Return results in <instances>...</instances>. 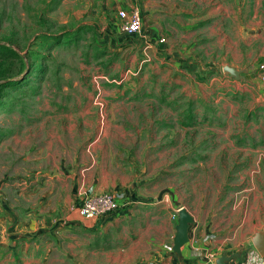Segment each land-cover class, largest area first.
<instances>
[{"label": "rangeland", "instance_id": "1", "mask_svg": "<svg viewBox=\"0 0 264 264\" xmlns=\"http://www.w3.org/2000/svg\"><path fill=\"white\" fill-rule=\"evenodd\" d=\"M125 7L161 48L111 31ZM262 66L264 0H0V264H148L182 208L179 260L264 264ZM84 185L146 203L71 226Z\"/></svg>", "mask_w": 264, "mask_h": 264}, {"label": "crops", "instance_id": "2", "mask_svg": "<svg viewBox=\"0 0 264 264\" xmlns=\"http://www.w3.org/2000/svg\"><path fill=\"white\" fill-rule=\"evenodd\" d=\"M139 9V7H136ZM122 9H127L129 10L130 8L129 7H125V8H122ZM121 10V9H120ZM140 10V9H139ZM141 12V15H142V20H143V33H145V35H143V33H137L139 34L140 36L143 35V37L147 38V40H145V46H148L149 43L151 44H156L159 46V48L162 47V45L166 42V38L164 35H161V37H158V38H155L156 37V34L158 33L159 29L157 27L156 24H151L150 23V19L148 20V17L146 18V16L144 15V13H142V11L140 10ZM149 21V24L148 22ZM147 24H146V23ZM146 24V25H145ZM114 28H115V31L112 29L111 31L113 32H116V29L119 28V35H121L119 38L122 39L124 37H129L130 36V39H133V41H128L130 43H134L135 45H139L138 44V39L135 38L134 35H129L127 33H125L123 31V29L121 28V26L117 27L116 25H113ZM134 37V38H133ZM142 37V38H143ZM161 38H164V42H160V39ZM129 39V40H130ZM149 40V41H148ZM143 45V42L141 43ZM94 182V181H93ZM104 188H106V186H103ZM81 189V190H80ZM78 189L79 192H77V194L79 193V201H80V198H81V195H82V190L85 189V185L84 187L82 186V188ZM106 191L104 192H111V188L108 187V191L107 189H105ZM81 192V194H80ZM125 192L126 194H121L120 198L122 199V201L125 202V206L123 209H121V211L118 213V212H115V213H112V214H109V215H106V216H103V217H100V218H86V217H83L79 214V210H78V202L75 206V209L72 213L71 216L72 217V221L70 222V225L71 226H85L87 228H90V229H96V230H100L102 229L103 227L104 228H108V226L110 224L114 225L116 224V221L118 218H128L130 216H133L134 214H136L139 210L138 208H136L137 206H140V205H144L146 203L145 200L141 199L140 197H138L137 195L133 194V191H127L125 189ZM77 194L75 193V195L77 196ZM191 237V235H190ZM191 242H188L186 245L182 246L181 248V252H183L185 255H188L190 252H191ZM160 249H162L163 252L161 251H157L156 252V256H153L151 255V257L149 258V261H148V264H185V261H182V260H179L178 259V254L177 253H174V252H170L169 249L167 248V246L165 245V247H160ZM205 258H193V259H190L188 260L187 264H201V262L204 260ZM253 260V259H252ZM147 262V261H145ZM110 263L109 260L105 259L104 261V264H108ZM133 264H139L138 262L136 263H133ZM230 264V263H229ZM232 264V263H231ZM249 264H258L255 260L254 262L252 263L251 260H250V263Z\"/></svg>", "mask_w": 264, "mask_h": 264}, {"label": "built area", "instance_id": "3", "mask_svg": "<svg viewBox=\"0 0 264 264\" xmlns=\"http://www.w3.org/2000/svg\"><path fill=\"white\" fill-rule=\"evenodd\" d=\"M119 15L122 19L121 28L125 33L129 35L143 33V20L138 8L121 9L119 10ZM164 40V38H161L160 42H164ZM125 205V202H120L114 193H86L80 198L78 210L83 217L100 218L117 212Z\"/></svg>", "mask_w": 264, "mask_h": 264}, {"label": "water", "instance_id": "4", "mask_svg": "<svg viewBox=\"0 0 264 264\" xmlns=\"http://www.w3.org/2000/svg\"><path fill=\"white\" fill-rule=\"evenodd\" d=\"M224 70L229 72L231 76L240 79L244 77L242 75V70L237 69L236 67L226 65ZM193 221L192 215L184 208L180 210L178 224L176 226L177 232L174 237L175 250L179 255L181 253L182 246L189 240V225ZM253 244L255 248L258 250L261 256H264V230H259L255 232V235L252 237ZM242 253L237 252L231 255L223 254L216 259L217 264H228L235 256H240Z\"/></svg>", "mask_w": 264, "mask_h": 264}]
</instances>
